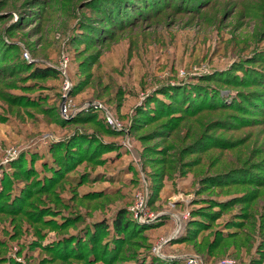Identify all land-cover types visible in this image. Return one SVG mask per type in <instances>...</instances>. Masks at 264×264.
<instances>
[{
    "label": "rangeland",
    "instance_id": "obj_1",
    "mask_svg": "<svg viewBox=\"0 0 264 264\" xmlns=\"http://www.w3.org/2000/svg\"><path fill=\"white\" fill-rule=\"evenodd\" d=\"M251 74L264 0H0V264H264Z\"/></svg>",
    "mask_w": 264,
    "mask_h": 264
},
{
    "label": "trees",
    "instance_id": "obj_2",
    "mask_svg": "<svg viewBox=\"0 0 264 264\" xmlns=\"http://www.w3.org/2000/svg\"><path fill=\"white\" fill-rule=\"evenodd\" d=\"M242 71H244V74H243V78H241L242 76H238L239 77V81L240 82H242V83H246L248 80H246L245 79V77L247 76L248 77V73H249V70H248V67H246V66H244V65H240V67H239ZM52 69V68H51ZM51 69L50 68H47L46 67V70H49V71H51ZM231 69H233V68H231ZM54 72H57L56 70H54V69H52ZM41 70L39 69V67H37V68H35V72H40ZM223 73V72H222ZM249 77H251L252 79H254V80H256L255 82H264V76H262V75H259V74H251V75H249ZM259 84H261V83H259ZM247 89H245V91L244 92H241L243 95H242V97L244 98V99H246V98H249V96H252V95H250V93H248V91L249 90H247ZM252 98V97H251ZM250 99V98H249ZM248 99V100H249ZM239 104V106H241V103H238ZM242 107V106H241ZM128 212V211H127ZM126 213V211H125V209H123V208H120V209H118L115 213H114V215H113V217L111 218V224H110V226L112 227V229H111V231H113L115 234H120V233H124V232H122L121 230H123V228H125L124 227V225L125 226H127L128 224H131L132 222H130V221H128L129 219H127V217L125 216L124 217V214ZM69 219H67V218H64V217H62V219H60V220H56V219H51L50 220V222H49V224H46V226H51V227H55V228H59V225L61 226L60 227V230H62V229H64V228H66L68 225H70L71 224V222H69L68 221ZM123 222H126V223H123ZM92 225V224H91ZM104 226V227H103ZM88 229H87V236H90V237H92L93 236V234H94V232L96 231V228H97V230H99L100 231V234H102V232L103 231H101L100 229H102V228H105L106 230H107V226L104 224V221L103 220H101V222H98V223H93V225H92V230H90L89 229V227H87ZM75 230H77L76 228H75ZM94 230V231H93ZM78 236L76 235V234H74V233H70V234H67V235H65V234H63L59 239H58V244H59V247H61V245H63L64 243H66V241H68L67 243V246H71V245H78L79 244V241H78V238H77ZM88 240V239H87ZM115 240H113V241H111L110 240V242L109 243H106V245L105 246H102V245H100V247H98L100 250H102L103 252H102V256H108V255H111V254H109V252H111V243L112 242H114ZM83 243H85V242H83ZM93 246V245H92ZM59 247H57V248H59ZM94 247V246H93ZM92 247V250H89L88 249V252L85 254L80 248H79V252H80V255H83L84 257H87L88 255H92V256H94V255H96V253H94V248ZM66 248V247H65ZM96 248V247H95ZM97 251V250H96ZM56 252L57 253H59V254H61V253H64V252H72V251H68V250H66V249H64L63 251H61V250H56ZM75 253H77V252H75ZM79 254V253H78ZM98 254V253H97ZM99 255V254H98ZM160 256H158V254H156V259H160L159 258ZM175 258H177V257H170V259H175ZM80 259H82V257L80 258ZM163 258H161V260H162Z\"/></svg>",
    "mask_w": 264,
    "mask_h": 264
},
{
    "label": "built area",
    "instance_id": "obj_3",
    "mask_svg": "<svg viewBox=\"0 0 264 264\" xmlns=\"http://www.w3.org/2000/svg\"><path fill=\"white\" fill-rule=\"evenodd\" d=\"M61 71L64 73L63 69H61ZM66 78H67V76H66ZM65 84H66V80H65ZM107 119H108V122H111L112 123V120L109 117H107Z\"/></svg>",
    "mask_w": 264,
    "mask_h": 264
}]
</instances>
